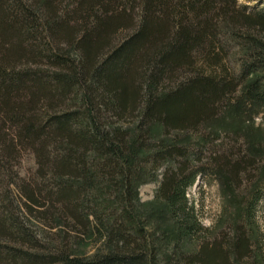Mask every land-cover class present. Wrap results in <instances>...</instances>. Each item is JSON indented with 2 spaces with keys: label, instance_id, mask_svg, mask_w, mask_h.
<instances>
[{
  "label": "trees",
  "instance_id": "obj_1",
  "mask_svg": "<svg viewBox=\"0 0 264 264\" xmlns=\"http://www.w3.org/2000/svg\"><path fill=\"white\" fill-rule=\"evenodd\" d=\"M225 42L238 74L223 64ZM222 109L227 126L264 116L263 11L237 0H0V264H157L138 187L160 170L155 202L178 245L195 247L177 245L171 263L264 264L260 193L230 236H211L187 197L209 172L234 188L255 164L172 139ZM154 130L170 141L151 147ZM85 242L92 257L75 252Z\"/></svg>",
  "mask_w": 264,
  "mask_h": 264
},
{
  "label": "rangeland",
  "instance_id": "obj_2",
  "mask_svg": "<svg viewBox=\"0 0 264 264\" xmlns=\"http://www.w3.org/2000/svg\"><path fill=\"white\" fill-rule=\"evenodd\" d=\"M237 1L239 6H246L252 11L264 12V0ZM225 46L228 53L223 64L238 74L239 65L232 58L235 53L238 56L237 52L239 51L231 42H225ZM225 113L224 109L219 110L216 118L209 123L202 124L198 133L194 135L177 133L173 134L172 139L180 145L188 146L203 145L204 140H206L207 148L218 152V155L233 159L241 156L246 159L252 157L256 161L253 167L249 169L251 173L233 188L219 180L213 171L209 172L197 178L194 186L188 190L187 197L190 204L196 209L202 225L213 234L211 236H215L220 230H225L226 234L230 236L231 226L237 221L245 204L251 200L255 192L260 193L255 223L261 234L259 244L264 246V116L256 115V111L250 110L242 113L241 117L245 120L244 123L227 126L228 120ZM129 127L132 130L135 129L134 124ZM153 136L151 142L148 143L151 147L158 142L170 141V138L167 139L168 141L164 140L158 130H154ZM204 162L207 164V160ZM23 165L25 169L32 168L30 156L25 157ZM162 172L163 170L157 172L156 182L140 181L138 211L150 239L158 250L157 264H174L171 262L175 251L179 249H177L174 222L165 207L161 203L155 202L154 199ZM35 229L37 228L35 227ZM179 247L183 253H192L195 249L193 244L186 241L182 242ZM95 251L87 245V242L75 247L76 254L83 257H92L96 253Z\"/></svg>",
  "mask_w": 264,
  "mask_h": 264
}]
</instances>
